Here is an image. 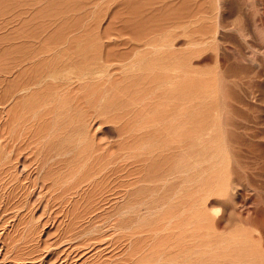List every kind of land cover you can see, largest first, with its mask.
<instances>
[{
  "label": "rangeland",
  "instance_id": "374dc122",
  "mask_svg": "<svg viewBox=\"0 0 264 264\" xmlns=\"http://www.w3.org/2000/svg\"><path fill=\"white\" fill-rule=\"evenodd\" d=\"M90 1L92 0H0V16H2L0 18V47L9 48L8 46L14 42L16 44L12 45L10 49L4 50L2 48L3 53H1L0 48V56H3L0 60L4 59V55L7 56L5 60L20 55L21 59L16 58L23 62L22 57L25 61L30 55L33 58L30 56L29 58L36 63L38 62L39 67L45 59V62L47 60L54 69L57 64L56 61L59 59L57 62L60 66H56L57 68L59 66V71L55 68L56 71L62 72L63 70L67 78H78L77 80L72 78L73 83L70 84H73V89L76 90L78 88L75 87H79V85L80 88H84L82 85L86 83L81 81L83 78L84 81H86L85 78H88L89 81L87 79L86 82H90L91 85V79L93 81L100 73H102L101 77L107 73L110 80L107 82V77L104 76L93 81L92 87L88 83V85L86 84L91 89L94 86L97 89V94L92 91L95 88L87 91L90 88L85 87V92L79 90V92H83L81 96L85 94L86 97L88 95L90 98L94 92V98L92 97L90 101L89 97H82L80 100L79 92H74L75 95L73 91L69 90L72 86L67 90L69 86L67 81H63V83L67 82L68 84H64L62 88L58 85L59 88L57 84L53 85L59 81H52L50 78L48 79L51 81L40 82L41 77L48 74L47 70L50 68L48 63L46 65L41 64L43 67L46 66L44 69L46 71L40 67L42 69L40 77L38 73L41 69L39 70V67L34 65L33 60L29 59L33 64L28 65V67L26 66L28 62L23 64L28 69L31 67L29 72L32 74L34 73L33 70H36L32 67L37 66L39 71L36 70L34 75L38 79L32 74L31 76L28 75V79L26 67V70H21L27 73H19V77L16 76L18 74H16V70L14 74H7L8 77L4 75V78L7 79L14 75L17 77L10 78L12 89L9 91L12 90L13 94L15 91L24 89L15 92L16 95L12 94L10 97L9 94L7 95L9 92L7 81L10 80L3 78L5 81L7 80L4 81V86L7 89L2 87L6 92V97L3 96L5 92L1 89L3 94L0 93V99L4 98L5 100L7 97L11 99H6L7 103H5L6 100H1L0 130L4 127L2 125H6V127L10 125V123L7 125L8 122L4 123L7 120L10 122L14 112H17L14 114L17 116H15L17 122L15 118H11L10 126L12 127H7L11 129L4 128L6 132L1 130L3 134L5 133L3 139L1 138L2 134H0L1 141L4 142L2 144L0 141V264H153L156 262V258H161V256L165 260L161 259V262L163 261L161 263L160 259H157V264H181L179 261L176 262L179 258L175 254L183 257L181 252L177 253L180 251L175 244L177 240L172 241L175 244L173 245L179 249L176 253L174 252L175 254L170 249L174 248V251L178 249L172 246L171 241L167 242V236H169V240H175L173 234H175L176 239L179 238L176 232L171 235V229L176 228H172L175 224L169 222L183 218H177L178 220L174 218L175 220H173L172 217V221L169 219L171 214L174 216L175 213V217L178 215L176 212L179 211L177 205L180 202L181 194V200L185 201L186 199L183 197L186 196L185 193H181L180 196H177L178 200L176 199L174 195L176 194V179L170 180L173 177L171 175L172 169L174 170L176 164V155H174L176 150H174L175 148L171 149L175 144L172 142L174 136L170 132L171 129L172 132L174 131L175 122L187 109L190 110L191 108L192 112H197L196 108L197 110H205L207 107L209 109L206 111L220 110V115L223 116L219 115V118L222 117L223 120L218 118L217 122L222 120L218 123L221 125L223 122L221 126L223 128L225 125L224 128H226V133L221 138L223 139L222 143L226 146L227 160L223 170H220L222 167L210 168L205 173V177L208 179H206L205 184H200L199 181L195 180L196 182L194 181L191 186L192 191L188 194L192 198L189 199L187 195L188 200H186H190V204L195 203V211L198 212L195 213L199 214L200 212V215L208 217L210 221H208L209 230L214 232L213 234H222L218 236L222 239H225L224 237L229 239L230 245L234 241L239 242V244L234 242L236 248H233L235 246H230L227 241L225 242L226 239L224 240L228 248L229 246L233 248V251L232 248L226 250L235 256L230 254V258L231 256L234 257L231 264H238L239 262L240 264L243 262L249 264V256L253 255L254 252L255 254L257 251L264 253V0H94L92 6ZM16 13L21 14L19 17L17 15L20 20L16 18ZM11 15L15 16L14 19L17 20L11 18ZM4 17L6 20L9 18L8 21H3ZM10 20L12 23L13 20L16 21L15 23L21 22V20L22 22L15 24V26L14 23H9L11 24L9 26ZM226 29L228 30L225 31ZM229 29H233L235 32L241 30L245 35L240 32L243 36H239L240 33H233L232 30L230 32ZM223 31L224 34L221 33ZM243 37H246L247 41ZM19 38L26 39L23 41L24 44H22L23 39L20 40ZM27 38L29 41L33 39L30 43H35V46L29 44ZM34 40L43 43L44 47ZM6 41L10 42L4 45ZM47 41L50 42L49 46H47ZM8 43L11 44L8 45ZM38 43L41 45L38 46ZM37 46H41L40 53L41 48H43L42 53L44 54L42 56L37 52ZM45 48L49 50L47 55ZM31 49L35 50L31 51ZM103 50L108 53L103 54L105 53ZM22 52H27V55L24 53L26 58ZM100 54H102L101 60H99ZM107 54H110L113 59L106 60ZM113 54L115 58L124 56L126 59L124 57V59L116 58L119 62H115L116 59L112 56ZM39 57L44 58L41 61ZM14 58L11 60L16 62V58ZM36 59H39L41 63ZM104 59L107 63L104 62ZM5 60L0 61L2 69L10 67L13 63L11 60H8L9 62ZM108 61L113 63L110 65ZM7 63H9L8 66ZM63 65L66 68H62ZM67 67L75 68L68 69ZM90 68L93 70L87 71ZM74 69L75 72L73 73ZM98 69L100 71L103 69V72L99 73ZM51 71L53 72V70ZM80 71L85 73L83 77V73ZM223 71L222 74L224 75L221 74ZM78 72L81 73V76L79 75L81 80L78 77ZM86 72H89L88 76ZM68 73L75 74V77ZM219 73L222 77L225 76L223 78L226 80L220 81ZM20 74L24 75L20 76ZM33 76L34 78H31ZM110 76L114 79L113 83ZM21 77H24L23 80L25 78L27 80H24L25 82L22 80L23 83L18 81V78H20L19 80L22 79ZM31 80L33 83H30ZM78 80L84 84L78 85ZM75 81L78 83L74 84ZM185 81L187 83H184ZM95 82L98 83L99 90L102 87L100 91ZM188 82L191 89H188ZM16 83H22L24 87L19 84L22 87L20 89L17 84L19 89L14 86L16 89L14 91L12 85H16ZM25 83H30L31 85H29L34 88L33 91H35L36 86L37 88L40 87L36 89L38 92L42 89V92L32 94L30 86H28L31 89L30 92L29 88L28 91L25 90ZM39 83H43L41 86H46L47 91L41 88ZM99 83L105 84L106 88H103L104 85ZM182 83L188 87L185 86V89L177 90L179 85H183ZM48 86L51 87L49 91L55 88L52 90L55 95L54 93L52 95L56 99L51 96V92L47 93ZM157 88H159L158 91ZM64 89L70 93L61 91ZM57 90L61 91V96L58 94L59 92H55ZM182 90L183 92L187 90V92L182 93ZM43 91L48 94L44 92L47 95L43 96L44 98L41 97L44 95L41 94ZM62 92L64 93L62 94ZM88 92L91 94H87ZM153 92L155 94H151ZM65 93L68 97H64ZM103 93L104 97H102ZM69 94L71 95L69 96ZM72 95L75 100H77L75 96L79 98L77 107H73L76 101ZM45 97H47V101ZM40 98L46 101V106H43L45 103H41ZM63 98L67 102L71 100L68 102V106L65 105L68 104L66 102H64L65 106L63 101L58 102V99L63 100ZM38 99L45 108L44 110L37 101ZM48 99H55V101H51L50 104ZM88 99L90 102L87 101ZM81 101H85V103H81ZM22 102H29V104H22ZM31 103L33 104L32 107ZM53 103L56 106H62V108H58V106L59 110H57ZM71 103L73 108H71ZM18 105L24 107L27 105L25 109L28 107L30 109L24 110ZM116 105L119 108L124 106L123 111L128 110V113L132 109L129 114L133 116L128 115V117L126 111L125 117V114H121L124 112L119 111L121 108L117 107L119 110H116ZM37 106H41L42 109ZM47 106L55 108V110L51 108L53 113L46 115L47 113L44 111L48 108ZM51 109L49 107L46 112H50ZM61 109L64 113L60 112V114L58 112ZM98 111L99 116L97 115ZM180 111L183 113L180 114ZM188 112L192 113L191 110ZM194 112L192 114L195 117L196 113ZM52 114L54 118L50 116ZM10 115L11 117H9ZM56 115L58 116L55 117ZM118 115L120 116L117 117ZM12 120L15 122L13 121V123ZM180 120L178 121L180 122ZM195 120L197 121V119ZM196 123L198 124V122ZM26 125L28 128L25 130ZM23 129L24 135L20 136L23 134L21 132ZM234 129L237 131L236 135ZM231 130H234V135H232ZM9 131L15 132V135L11 134L13 136L17 134L18 139L23 141L28 137L25 139L27 142L20 140L19 142L21 145L32 143V145L28 144L30 146L28 151L30 152L32 147L35 150L32 149L33 151L31 150L30 153H35L38 149L42 150L44 144L47 145H45V149L46 147L51 149L47 148L50 153L54 151L55 154L63 152L54 157L55 162L59 161L58 164L57 162L56 165L52 164L55 165V167L52 166L55 169H59L61 164V170L56 169L55 174H53L55 177L52 175L57 183L55 186L49 185L42 189L37 185L34 186L35 188L30 187V185H26V181L22 180L23 175L19 172L20 164L17 161H12L13 164L9 162L8 167L5 166L2 155L11 154L14 150L11 148L17 146L18 141L16 139L15 144L14 137L10 141V136H6L7 133H10ZM169 133L173 138L170 139ZM32 135L38 137L36 141L41 140L40 143L36 142ZM7 137L9 138L7 139ZM29 137L34 140H30ZM4 139L7 140V144L3 141ZM28 140L32 142H28ZM34 141L38 145L33 144ZM10 142L15 145L11 146ZM19 142L18 145L21 146ZM8 144H10L9 149L12 150L10 153L7 149ZM42 146L43 148H40ZM45 149L41 152L48 151L46 149L47 151L44 152ZM40 150L38 151L40 152ZM28 151L26 148L25 153ZM92 153L99 157V161L93 162V164L96 162L97 165L91 164L90 166L86 158H89ZM52 154L54 155V153ZM86 155L88 156L86 157ZM116 157L121 158L111 161L112 158ZM57 165L59 166L57 167ZM122 165L125 166L122 167ZM91 167H94L95 170H102L98 171L101 177L95 172L97 174L94 173V175L97 177H93L92 181L90 174L93 176L92 173L95 170L93 171L94 168ZM35 168L37 166L30 169L32 174L35 173L33 178L37 174ZM57 170L59 171L58 175L56 174ZM218 178L222 180H220L221 183L218 182ZM88 179L94 183L91 184ZM19 181L29 189L26 186L23 187ZM202 185L203 188H201ZM126 199L133 201V203L139 199L141 201L143 199L148 200L147 202L159 200L160 203L165 204L164 207L158 202L153 203L155 206L151 202H149L151 205L149 203L146 205V201L143 200V204L139 200L140 203H135L136 206L141 203L144 206L133 209L132 211L135 213L141 212H138L140 216H134L135 213L130 211L131 208L129 207L135 205L127 201L130 204L128 207L126 202L124 203ZM173 199L175 201H172ZM191 199L194 202L191 203ZM106 202L107 204L104 205ZM92 204L96 208L95 211H93ZM99 204L100 207H103L99 208ZM173 204H177L176 207ZM120 205L123 206L120 207ZM145 206L148 208L151 206L150 209L153 208L154 210L147 209ZM160 206L163 208L161 209ZM155 207L156 210L159 209V213ZM142 209L144 210L142 211ZM123 210H126L128 214L120 213ZM111 211H116L117 214L114 213V216L112 215L107 219L106 217ZM86 212H89V215ZM155 212L160 215L168 214L166 219L169 220V224ZM186 213L189 214L190 212ZM154 214L158 217L156 218ZM94 216L97 218L96 220ZM91 218L95 223L91 221ZM158 218L162 219L158 220L160 225L157 221ZM154 220L157 222L156 224ZM160 221H164V226ZM90 223L91 225L93 223L91 227L93 234L89 233L91 230L89 229ZM181 223L182 221L179 224L183 226L186 221ZM119 224L122 228H119ZM150 224L152 225L150 226ZM165 224L166 227L172 226L165 229ZM156 225L160 228H157ZM176 225L178 224L176 223ZM184 227L186 226L184 225ZM201 235L203 236V232ZM163 238L166 241L162 240ZM169 243L172 247H168ZM164 249L167 251L169 249L172 252L165 253L166 250ZM160 252L167 256H163V253ZM247 257L249 260L246 259Z\"/></svg>",
  "mask_w": 264,
  "mask_h": 264
},
{
  "label": "bare ground",
  "instance_id": "6f19581e",
  "mask_svg": "<svg viewBox=\"0 0 264 264\" xmlns=\"http://www.w3.org/2000/svg\"><path fill=\"white\" fill-rule=\"evenodd\" d=\"M90 2H92V3H90V5H91V4L94 3V0H92V1H90ZM91 6H92V5H91ZM12 14H13V13H12ZM18 14H19V13H16V15H15L17 19H19L18 17L21 15V14H20V15H18ZM6 15H7V14H6ZM6 15H5V16H6ZM17 15H18V17H17ZM15 16H12V15H11L10 17H11V18L13 17V19H14ZM1 17H2V16H0V18H1ZM21 17H22V16H21ZM4 18H5L4 20L2 19L3 21H8V19H9L8 17H7V18H8L7 20H6V17H4ZM11 18H10V19H11ZM16 18H15L14 20H17ZM11 20H12V19H11ZM11 20H10V21H11ZM14 20H13V23H14V24L12 23V21H11V22L9 21V22H8V25L10 26L11 24H9V23H12V24L15 26V24L21 23L23 19L21 20V22L18 21V23H15L16 21L14 22ZM19 20H20V19H19ZM6 24H7V23H6ZM13 25H12V26H13ZM16 26H17V25H16ZM5 27H7V26H5ZM7 28H8V27H7ZM223 29H224V28H223ZM223 29H222V30H223ZM233 29H234V28H233ZM233 29H229L230 32H231V30L234 31ZM222 30H221V31H222ZM227 30H228V29H226L225 31H227ZM238 31H239V29H238ZM228 32H229V31H228ZM230 32H229V34H230ZM236 32H237V31H236ZM236 32L234 31L233 33H236ZM240 32H241V30H240L239 32H237V33H240ZM242 32H243V31H242ZM242 32H241V33H242ZM221 33L224 34L225 32L223 31V32H221ZM226 33H227V32H226ZM233 33H232V34H233ZM241 33H240L239 36H243V35H245V34H243V33H242L243 35H241ZM236 35L238 36V34H236ZM25 37H27V36H25ZM239 38H240V37H239ZM243 38H245V41H247V40H246V37H243ZM243 38H242V39H243ZM19 39H20V38H19ZM21 39H23V38H21ZM21 39H20V40H21ZM28 39H29V38H27V40H28ZM42 39H44V38H42ZM25 40H26V39H23L22 42L25 41ZM31 40H33V39H31ZM31 40H30V41H31ZM38 40H39V39H38ZM40 40H41V39H40ZM40 40H39V41H40ZM30 41L28 40V43H29V44H33V45L35 46V43H33V42L30 43ZM34 41H35V40H34ZM39 41H37V42H39ZM7 42H10V41H6V44H4V45H7ZM12 42H14V41H12ZM35 42H36V41H35ZM37 42H36V43H37ZM43 42L45 43L44 40H43ZM4 43H5V42H4ZM18 43H19V42H18ZM25 43H26V42H25ZM28 43H26V44H28ZM39 43H41V42H39ZM39 43H38V46L42 44L41 46L44 47L43 43H41V44H39ZM49 43H50V42H49ZM49 43H48V41H47V44H48L47 46L50 45ZM9 44H11V43H8V45H9ZM14 44H15V42H14L12 45L14 46ZM22 44H24V42H23ZM22 44L20 43L21 46H23ZM12 45L8 46L9 48H7V47H6V48H7V49H10V47H11ZM15 45H16V44H15ZM33 45H30V46L33 47ZM38 46H37L38 49L35 48L36 50H38L37 52H39V49H40V47H41V46H40V47H38ZM0 48H1V51H2V52L0 51L1 53H3V51L6 49L5 46H1ZM2 48H4V50H2ZM11 48H12V47H11ZM29 48H30V47H29ZM32 49H33V48H32ZM32 49H31V51H34V50H35V49H34V50H32ZM41 49L43 50V48H41ZM45 49H46V48H45ZM29 50H30V49H29ZM29 50H28V53L30 52ZM42 50H41V53L39 52V55L41 54V56H42V54H44V53H42ZM6 51H7V50H6ZM6 51H5V52H6ZM47 51H49V50L46 49V53H45L46 55H47ZM103 51H104V50H103ZM58 52H59V51H58ZM104 52H105V53H103V54H106L107 51H104ZM22 53H23V56H24V57H25V55H27V54H26L27 52H26V53H25V52H22ZM24 53H25V55H24ZM31 53L36 54V52H31ZM107 53H108V52H107ZM34 54H33V56H34ZM37 54H38V53H37ZM37 54H36V55H37ZM110 54H111V53H110ZM110 54H109V55H108V54L106 55V57L108 56V57L106 58V60H109V61H110V59H113V58L111 57ZM21 55H22V54H21ZM31 55H32V54H31ZM46 55H45V56H46ZM101 55H102V54H100V58H99V60H101ZM1 56H2V55H1ZM1 56H0V58H1ZM19 56H20V55H19ZM19 56H12V58H13V57L16 58V57H19ZM29 56H30V55H29ZM29 56H28L27 59H25V61H24V58L22 57V61H23V62L18 61V60L21 59V57H19L20 59H19V58H16V59L14 58L15 61H16V62H14V60H11L12 58H11V59L8 58L7 60H5V58H6L7 56L5 57V55H4V59H1L2 61H3V60H5V61H8V60L10 61V60H11V62L13 61V63H15V64L12 63V64H13V66H12V64L10 63L11 66L8 67V68H11V67H12L11 69H8L7 67H5V69H2V68L0 67V93H1L2 90H3L2 87L4 86V81H5L4 79L6 78V77L4 78V75L7 76V74H12V73L14 74V73H15V70H16V71H17L16 74L18 73L16 76L19 77V73H22L26 66L28 67V65H31V64L34 63V65L36 64V65L39 67V65L37 64L38 62H37V63L34 62L33 59H30V58H33V57L30 56V58H29ZM45 56H44V57H45ZM104 56H105V55H104ZM112 56L115 58V55H114V54H113ZM26 57H27V56H26ZM26 57H25V58H26ZM35 57H38V56H35ZM35 57H34V58H35ZM44 57H43V58H44ZM123 57H124V56H123ZM123 57H121V58H122V59H124V58L126 59V57H124V58H123ZM2 58H3V56H2ZM43 58H42V57H41V58L39 57L40 60H41V59L43 60ZM46 58H47V57H46ZM104 58H105V57H104ZM116 58H120V57H116ZM116 58H115V59H116ZM121 58H120V59H121ZM17 59H18V60H17ZM29 59H30L31 61L33 60V61H32L33 63H32ZM39 59H38V60L36 59V60L39 61ZM1 60H0V61H1ZM42 60H41V61H42ZM58 60H59V59H58ZM58 60H57V61H58ZM102 60H103V57H102ZM5 61H4V63H5ZM9 61H8V62H9ZM29 61H30L31 63H30ZM57 61H56L57 64L54 62V63L56 64V66L59 65ZM63 61H64V60H63ZM109 61H108V64L110 63ZM112 61H113V60H112ZM112 61H111V63H113ZM26 62H28L29 64L27 63V65L24 67V65H25L24 63H26ZM39 62H40V61H39ZM59 62H61V61H59ZM104 62H106L105 59H104ZM115 62H119V61L116 59ZM120 62H122V61L120 60ZM123 62H124V61H123ZM40 63H41V62H40ZM43 63L46 65V63H48V62H47V60H46V62H45V59H44V61H42L41 64H43ZM106 63H107V62H106ZM111 63H110V65H111ZM8 64H9V63H7L6 65L8 66ZM23 64H24V65H23ZM41 64H40V67L42 68L43 66H41ZM51 64H53V63H51ZM62 64H63V63H62ZM34 65H32V66H34ZM47 65H49V63H48ZM37 66H36V67H32V68H33V69L36 68V70H37ZM51 66H52V65H51ZM51 66L49 65L48 67H50L51 70H53V72H52V71L50 70V68H49V70L51 71V73H49V72H50L49 70H47L48 74L45 75V74L43 73L44 76L41 77L40 82H43V81H46V80H47V81H51V80H52V81H53V80H54V81H59V82H57V83H56V82H55V83L52 82V83H54L53 85H56V84H57V86H58V85L61 86V88H62V86H63L64 84L67 85V84H68L67 82H69V86H68V88H67V90H68L69 87L73 85V84L70 85L71 83H73V82H72V78H73V77H72V78H71V77H69V78L65 77V75H64L65 73H63V70H62V72H58V71H59V66H60V65L58 66V68L55 66V68H57L58 71H56L55 68L53 69V67H51ZM22 67H23V68H22ZM27 67H26V68H27ZM29 67H30V66H29ZM40 67L38 68L39 70L41 69ZM48 67H47V68H48ZM63 67L66 68L65 65H63L62 68H63ZM45 68H46V66L43 67V71H46V70H44ZM67 68L69 69V68H75V67H67ZM21 69H23V70H21ZM27 69H28V68H27ZM29 69L31 70V67H30ZM29 69L27 70V71H28L27 77H28L29 74H30L29 76H31V74H32V73L29 72ZM33 69H32V70H33ZM25 70H26V69H25ZM36 70H33V72L35 73ZM39 70H37V71H39ZM70 70H72V69H70ZM92 70H93V69L90 68V69H88L87 71H90V72H91ZM98 70H99V69H98ZM102 70H103V69H102ZM102 70H101V71L99 70V73H100V72H103ZM54 71H55V72H54ZM94 71L96 72L95 69H94ZM24 72H26V71H24ZM24 72H23V73H24ZM31 72H32V71H31ZM41 72H42V69H41L40 73L37 72V73H38V76H39V75H42ZM47 72H46V73H47ZM65 72H67V71H65ZM70 72H71V71H70ZM74 72H75V69L73 70V73H74ZM80 72L83 73L82 71H80ZM95 72H92V73L95 74ZM107 72H108V71H107ZM26 73H27V72H26ZM26 73H24V74H26ZM34 73H33L32 75H34ZM76 73H77V72H76ZM81 73L78 72V77L80 78V80L82 79V78L80 77V76H81ZM86 73H87V72H86ZM88 73H89V72H88ZM88 73H87V76H88ZM105 73H106V71H105ZM222 73H224V71L221 72V74H222ZM226 73H227V71H226ZM24 74H23V75H24ZM35 74H36V73H35ZM68 74L71 75L72 73H71V74L68 73ZM84 74H85V73L82 74V77H83ZM94 74H93V75H94ZM96 74H97V73H96ZM101 74H102V73H100V75H101ZM108 74H109V73H108ZM221 74L219 73V75L221 76V80H220V81H222V79H223V80H226V78H225V79L223 78V77H225V76L222 77V75H224V74H222V75H221ZM1 75H2L3 77H2ZM21 75H22V74H20V76H21ZM23 75H22V76H23ZM69 75H68V76H69ZM79 75H80V76H79ZM89 75H90V74H89ZM100 75H99V76L97 75V76H98V77H101ZM103 75H104V74H103ZM103 75H102V76H103ZM110 75H112V74H110ZM14 76H15V75H14ZM14 76H13V77H14ZM16 76H15V77H16ZM25 76H26V75H25ZM25 76H24V77H25ZM34 76H35V75H34ZM34 76L31 77V78H34ZM66 76H67V75H66ZM72 76L75 77V74H72ZM85 76H86V75H85ZM95 76H96V75H95ZM104 76L107 77V73H106V75H104ZM104 76H103V77H104ZM108 76H109V75H108ZM220 76H219V78H220ZM7 77H8V76H7ZM9 77H10V76H9ZM13 77H10V78H13ZM24 77H21V78H22L21 80H19L20 78H18V81H21V82L23 83L24 80H25V81L27 80V78H25V79L23 80ZM39 77H40V76H39ZM76 77H77V75H76ZM92 77H93V76H92ZM98 77H95V78L93 77V78L95 79V80H93V81H96V79L99 80ZM103 77H101V78H103ZM3 78H4V79H3ZM10 78H8L10 81H7L8 79L6 78V79H7L6 81L9 83V84H8V87H9V88L7 89V87L4 86L8 91H9L10 89H12V87H11V85H10V84H11V79H10ZM16 78H17V77H16ZM35 78L38 79L37 76H35ZM48 78H50L51 80H49ZM70 78H71V79H70ZM90 78H91V77H90ZM110 78H111V76H110ZM28 79H29V77H28ZM73 79L77 80L78 78H77V79H76V78H73ZM87 79H88V78H85L86 81H87ZM180 79H181V78H180ZM22 80H23V81H22ZM80 80H78V82H79ZM106 80H107V82H108L109 78L107 77ZM112 80H113V81H112ZM6 81H5V82H6ZM18 81H17V82H18ZM25 81H24V82H25ZM28 81H29V80H28ZM33 81H34V80H33ZM63 81H67V82L63 83ZM81 81H83V82L86 83V84L88 83V84L90 85V82H86V81H84V78H83ZM88 81H89V79H88ZM93 81H92V79H91V82H92L91 85H94V82H93ZM109 81H110V80H109ZM111 81H112V83H113V82H114V79L111 78ZM13 82H14V81H13ZM13 82H12V83H13ZM31 82H32V80L30 81V83H31ZM34 82H35V81H34ZM78 82L75 81L74 84H77ZM83 82H79L78 85H79L80 83H81V84H84ZM97 82H99V81H97ZM97 82H95V84L98 85ZM222 82H223V81H222ZM22 83H21V84H20V83H16V85L13 84L12 86H13V88H14V86H16V89H19V88L17 87V84H18V85L20 84L21 86L23 85V87H24V84H22ZM30 83H29V84H30ZM32 83H33V82H32ZM37 83H38V82H37ZM58 83H59V84H58ZM184 83H187V82L185 81ZM5 84H6V83H5ZM25 84H26V83H25ZM27 84H28V83H27ZM27 84L25 85V90H27V89L29 88L28 90H29V92H30V90H31L30 87L32 88V86H30L31 84H30V85H29V84L27 85ZM34 84H36V83H34ZM39 84H40V83H39ZM42 84H43V83H41L40 86H41ZM86 84H84L85 86L82 85V87H84V88H85V87L90 88L91 85H90V86H86ZM88 84H87V85H88ZM99 84H100V83H99ZM182 84H183V83H182ZM191 84H192V83H191ZM6 85H7V84H6ZM20 85H19V87H20ZM49 85H50V84H49ZM100 85H104L103 88L105 87V84H100ZM188 85H189V87H188ZM188 85H184V84H183V85H179L178 87H181V88H178V87H177V90L182 89V88L185 89V86H187L188 89H189V88L191 87L190 84H189V82H188ZM26 86H27V87H26ZM28 86H30V87H28ZM59 86H58V87H59ZM74 86H76V85H74ZM192 86H193V85H192ZM54 87H55V86H54ZM58 87H57V88H58ZM80 87H81L80 85H79V87L76 86L75 88H78V90H76V89H73L74 87L72 86V88H71V87H70V88L73 89V90H71V89H69V90H70V91H73V93H74V92L78 93L79 90L85 92V91H84V88L82 89V88H80ZM91 87H92V86H91ZM97 87H98V90H99V85H98ZM159 87H160V86H159ZM21 88H22V87H20V89H21ZM36 88H37V86H36ZM36 88H35V91H33L34 88H32V90H31V92H33L32 94H34L35 92H38L37 89L40 88V87H38L37 89H36ZM41 88H44V89L46 90L47 87L43 85V87L41 86ZM50 88H51V87L48 86V92H47V93L51 92V96H53L52 94H53L54 92L52 93V90H54L55 88H53L51 91H49ZM57 88H56V89H57ZM59 88H60V87H59ZM59 88H58V89H59ZM65 88H66V87H65ZM94 88H95V87L93 86L92 89H94ZM101 88H102V87H100V90H101ZM105 88H106V87H105ZM1 89H2V90H1ZM16 89L14 88L13 90L15 91ZM22 89H24V88H22ZM22 89H21L20 91H22ZM85 89H86V88H85ZM92 89H91V88H90V89H87V91H90V90H92ZM158 89H159V88H157L156 90L158 91ZM190 89H191V88H190ZM7 90H6V91H7ZM28 90H27V91H28ZM36 90H37V91H36ZM59 90H60V89H59ZM59 90H57V91H55V92H59ZM67 90L64 89V90H61V91H65V92H66ZM74 90H76V91H74ZM100 90H99V91H100ZM3 91L5 92V90H3ZM14 91H13V92H14ZM18 91H19V90H18ZM18 91H17V92H18ZM20 91H19V92H20ZM23 91H24V90H23ZM39 91L42 92V89L39 90ZM46 91H47V90H46ZM61 91H60V92H61ZM70 91H69V92H66V93H70ZM92 91H94V92L97 94V89H96V88H95L94 90H92ZM92 91H91V93H92ZM108 91H110V90H108ZM154 91H155V90H154ZM157 91H156V92H157ZM15 92H16V91H15ZM15 92H14V94L16 95L17 92H16V93H15ZM40 92H38V93L40 94ZM44 92H45V91H43V93H41V94H44V95L41 96L42 98H44L43 96H47V95H48L46 92H45V93H46L47 95H46ZM60 92L58 93L59 95H60ZM83 92H82V93H83ZM94 92H93V94H91L90 92H88L87 94H91V95L94 96ZM184 92H187V90H185ZM184 92H183V90H182V93H184ZM23 93H24V92H23ZM27 93H28V92H27ZM63 93H64V92H62V94H63ZM66 93L64 94V95H65L64 97H68V95L66 96ZM71 93H72V92H71ZM73 93H72V94H73ZM76 93H74V94L76 95ZM82 93L79 92V94H80V96H79V97H80V100H82V97H85V98L89 97L87 94H86L87 97L85 96V94H84L83 96H81ZM105 93H106V95H107V92H105ZM109 93H110V92H109ZM2 94H3V92H2ZM5 94H6V92L3 94V96L6 97ZM8 94H9V96L12 95V94H13V93H12V90L9 91V92H7V95H8ZM14 94H13V95H14ZM20 94H21V93H20ZM79 94H77V95H79ZM151 94H155V93L153 92V93H151ZM180 94H181V91H180ZM0 95H1V94H0ZM15 95H14V96H15ZM21 95H23V94H21ZM26 95H27V94H26ZM54 95H55V93H54ZM70 95H71V94H69V96H70ZM49 96H50V95H49ZM49 96H48V98H49ZM60 96H61V95H60ZM93 96H92V97H93ZM152 96H153V95H152ZM10 97H11V96H10ZM10 97H9V98L7 97L6 99H7V100H8V99L10 100V99H11ZM12 97H13V96H12ZM24 97H25V95H24ZM26 97H27V96H26ZM62 97H63V95H62ZM92 97H91V98H92ZM102 97H104V93H103ZM102 97H101V98H102ZM106 97H108V96H106ZM106 97H105V98H106ZM1 98H2V97H1ZM45 98H46V101H47V97H45ZM50 98L52 99V97H50ZM53 98L56 99V97H54V96H53ZM72 98H73V95H72ZM75 98H77V100H75V99L73 98V99L76 101V103H75V105H74L73 107H75V106L77 107V106H78L77 103H78L79 98L76 97V96H75ZM85 98H83V99L85 100ZM89 98H90V97H89ZM91 98H90V101L92 100ZM93 98H94V97H93ZM105 98H104V99H105ZM2 99H3V100H2ZM2 99H0V101H1V100H2V101H5V100H6V99L4 100V98H2ZM40 99H41V98H40ZM40 99L37 100L39 103H40V101H39ZM51 99H50V100L48 99L50 104H51V101H55V99H54V100H51ZM64 99H65V98H63V100H61V99L59 100V99H58V102H59V101H61V102L63 101V105L65 104L64 102H66V103L71 102V100H69L68 98H67V99L69 100L68 102H67V100L64 101ZM70 99H71V98H70ZM102 99H103V98H102ZM102 99H101V100H102ZM7 100L5 101V103H7ZM41 100H42L41 103H43V102L45 103V102H46V101H43L44 99H41ZM2 101H1V103H0V104H1L0 106H2ZM75 101H74V102H75ZM85 101H86V100H85ZM85 101H81V103H82V102L85 103ZM87 101H89V99H88ZM90 101H89V102H90ZM74 102H73V104H74ZM89 102H87V103H89ZM5 103L3 102V105H4ZM27 103L29 104V102H26V103H23V102H22V104H27ZM36 103H37V102H36ZM36 103H35V104H36ZM41 103H40V104H41ZM59 103H60V102H59ZM59 103H58V104H59ZM205 103H206V102H205ZM37 104H38V103H37ZM37 104H36V105H37ZM40 104H39V105H40ZM58 104H57V105H58ZM61 104H62V103H61ZM73 104L71 103V108H73V107H72ZM187 104H189V103H187ZM202 104H204V103H202ZM32 105H33V104L31 103V107H32ZM46 105H47L46 103H45V105L43 104V106H46ZM53 105L56 107L57 110H59L58 108H60V107L62 108V106H60V105H58L59 107L56 106L55 103H53ZM53 105H52V106H53ZM65 105L68 106L69 103H68V104H65ZM65 105H64V106H65ZM117 105H118V104H117ZM117 105H116V107H115L117 111H118L120 108H121V109H122V108H125L124 106L119 108V106H117ZM204 105H205V104H204ZM19 106H20V108H23L24 110H26V109H30L29 107L25 109V107H26L27 105H26L25 107L22 106V105H18V107H19ZM41 106H42V104H41ZM41 106H39V107L41 108ZM43 106H42V107H43ZM54 106H53V107H54ZM64 106H63V107H64ZM205 106H206V105H205ZM37 107H38V106H37ZM39 107H38V108H39ZM47 107H48V106H47ZM49 107H50V109L53 108V107H51V106H49ZM49 107H48V108H49ZM57 107H58V108H57ZM117 107H118L119 109H118ZM126 107L128 108V106H126ZM202 107L204 108L203 105H202ZM202 107H201V108H202ZM48 108H46V111L48 110ZM65 108H66V107H65ZM127 108H126V109H127ZM182 108H184V107H182ZM23 109H22V110H23ZM41 109H42V108H41ZM44 109H45V108L43 107V110H44ZM96 109L98 110V108H96ZM96 109H95V111H96ZM121 109H120L119 111H122V112H124V113H121V112H119V113H121V114H125L126 111H127L126 113H128V110H124V111H123V109H122V110H121ZM185 109H186V107H185ZM207 109H209V108L207 107L205 110H200V109H199V110H200V111H199V110H197V108H196V111H197V112H194V111H193L194 113H196V114H195V115H196L195 117H194V114H192L193 112H192V109H191V108H190V110H191L192 113H189V112H188V111H190L189 109H187L188 111L186 110L185 113H183L184 109H182L183 111H182V112L180 111V114H182V113H183V114H182L181 117H179V119H181L180 122L178 121L179 119L176 121V120H175V117H174V122L176 121V122H175L176 124L173 123V124H175V126H174V128H173L174 131L172 132V129H171V132H170V133H172L171 135H173L174 138H173V136H172V137L170 136V133H169V136H170V139L173 138L174 141H172V142L176 144V145L173 144V147L171 148V149H174V148H175L174 150H176V151H175L176 153L173 152L174 155H176V159H175V160H176V164H175L174 170L172 169V172H173V173H172L171 175H172L173 177H172V179H170V178H169V179H170V180H173V178L176 179V182H175L176 194H174V195L176 196V199H177V196H178V195L180 196L181 193H185L186 196H183V197H185V198L187 199V195H188L189 193H191V191H192V190H191V186H192V184H193V182H194L195 180H196V181H199L200 184H201V183H204V184H205V183H206V179H207V178L205 177V176H206L205 173H207V171H209L210 168H212V169H217V167H218V168H219V167H222V169H220V170H223L224 167H225V163H226V160H227L226 153H225V147H226V146L222 143V142H223V139H222V138H223L224 134L226 133V128H224L225 125H223V128H222L221 125H222L223 122L221 123V125L218 123L220 120L217 122V119L219 118V115H220V112H219L220 110H219V111L217 110V111H218V112H217V111H215L214 109H213V110L211 109V111H212V112H211L210 110L206 111ZM51 110H52V109H51ZM51 110H49L50 112H46V111H44V112L47 113L46 115L51 114V113H53V110H55V108H53L52 112H51ZM65 110H66V109H65ZM71 110H72V109H71ZM129 110H130V108H129ZM131 110H132V109H131ZM131 110H130L129 113H131ZM133 110H134V109H133ZM99 111H100V110H99ZM99 111H98V114L96 113L98 116L100 115V114H99ZM134 111H135V110H134ZM209 111H210V112H209ZM214 111H215V112H214ZM57 112H58V111H57ZM60 112L64 113V111H62V109H61L58 113H60ZM100 112H101V111H100ZM113 112H114V111H113ZM132 112H133V111H132ZM15 113H17V112L12 113V116H13V117H11V115H10L9 117H11V118H15V121L17 122V119H16L17 116H16V115H15L16 117L14 116ZM65 113H66V111H65ZM115 113H117V112H115ZM115 113H114V114H115ZM119 113H118V114H119ZM129 113L127 114V116H128V115H129V116L131 115V114H129ZM133 113H135V112H133ZM133 113H132V114H133ZM56 114H57V113H56ZM60 114H61V113H60ZM60 114H58V115H60ZM96 114H95V116H96ZM121 114H120V115H121ZM223 114H224V113H223ZM58 115H56L55 117H57ZM62 115H64V114H62ZM101 115H102V112H101ZM120 115H118L117 117H119ZM135 115H136V114H135ZM135 115H134V116H135ZM177 115H179V114H177ZM177 115H176V116H177ZM192 115H193V116H192ZM50 116H52V117L54 118L53 114L50 115ZM129 116H128V117H129ZM131 116H133V115H131ZM179 116H180V115H179ZM220 116H222V115H220ZM121 117H123V116L121 115ZM125 117H126V114H125ZM193 117H194V118H193ZM222 117H223V116H222ZM222 117H221V118H222ZM11 118H10V122H9V120L6 119L7 121H5L4 124H6V123L8 122L7 125H8L9 123H10V125H11ZM50 118H51V117H50ZM94 118H95V117H94ZM221 118H219V119H221ZM8 119H9V118H8ZM195 119H197V121H196ZM222 120H223V118H222ZM222 120H221V121H222ZM13 121H14V120H12V122H13ZM15 121H14V122H15ZM18 121H19V120H18ZM195 121L198 122V124H197ZM221 121H220V122H221ZM14 122H13V123H14ZM13 123H12V124H13ZM194 123L197 124V125L195 124L196 127L194 126ZM10 125L7 126V127H12V126H10ZM2 126H4V127H3V129H1V130H3L4 132H6V131L4 130V128H7L6 125H2ZM14 126H15V125H14ZM14 126H13V128H16V127H17V125H16V127H14ZM23 126H24V125H23ZM23 126H22V127H23ZM26 126H27V125H26ZM26 126H25V127H26ZM171 126H172V125H171ZM241 126H243V125H241ZM245 126H246V125H245ZM245 126H244V127H245ZM244 127H243V128H244ZM27 128H28V126H27L26 128H24V129L26 130ZM235 128H236V127H235ZM7 129H11V128H7ZM20 129H22V128L20 127ZM24 129L21 131L22 133L24 132ZM1 130H0V131H1ZM234 130H235V129H234ZM234 130H233V131H234ZM236 130H238V129L236 128ZM236 130H235V133L231 130V131H232V132H231L232 135H234V134L236 135V132H237ZM3 131L0 132V134H2V136L0 135L2 139H3V135L5 134V133L3 134ZM13 131H14V130H13ZM16 131H17V130L15 129V132H16ZM19 131H20V130H19ZM19 131H18V134H19ZM9 132H10V131H9ZM15 132H14V133H15ZM11 133H12L13 135H15L13 132L7 133L6 136H10V138L7 137V139L9 138V139H11L10 141H12V139L15 138V139L13 140L14 143H15V140L18 139V136H17V134H16V136H13ZM16 133H17V132H16ZM22 133H21V134H22ZM233 133H234V134H233ZM238 133H240V132L238 131ZM8 134H9V135H8ZM23 135H24V133H23L22 135H20V136H23ZM50 135H51V134H50ZM50 135H49V137H50ZM237 135H238V134H237ZM239 135H240V134H239ZM239 135H238V136H239ZM6 136H4V137H6ZM20 136H19V137H20ZM32 136H33L32 138L35 137L34 135H32ZM47 136H48V134L46 135V137H47ZM221 136H222V138H221ZM13 137H14V138H13ZM16 137H17V138H16ZM1 138H0V141H1ZM20 138H22V137H20ZM24 138H25V137H24ZM29 138H30V140H32L31 137H29ZM36 138L38 139V137H35V138H34L35 141H36ZM22 139H23V138H22ZM25 139H28V137L25 138ZM25 139H24V141L21 140V139H18L17 144L15 143L18 147H17V146H15V147L13 146V147L11 148V149L14 148L13 151H12L11 149H9V148H10V146H9L10 144H8L9 147H8L7 149H9V153H10L11 151H12V152H11V154H8V153H7V156L4 155V156H6V157H4V156L2 155V157H3L2 159L4 160V164H5V166H7V165H9L10 163H12V161H17L18 164H20V166H19V168H18V169H19V172L21 173V175H23V176H22L23 179H22V178H21V179L24 180V181H26V182H27L26 185L28 184V185H30V187H32V186L34 187V186L37 185V187L40 186L41 189H42V188L47 187V186H49V185H54V186H55V184H57V183L55 182V178L53 179L52 177L54 176L53 174H55L54 171H55L56 169H58V168H56V169H55V168H52V166H53L52 164H55L56 162H57V164H58L59 161H56V162H55L54 157H55V155H56V156H57V155H61V153H63V152L60 151L61 153L55 154V151H54V152L51 151L52 153H54V155H53L52 153L49 152V150H51L49 147H46V149L49 148V150L47 149L48 151L45 149V145H46V144H44V148H43V146L40 147V148L45 149L44 152H45V151H47V152L43 153V152H41V151H43V149H42V150L38 149V150H40V152L37 150V152L35 151V153H34V152H33V153H30L31 150L33 149V147L30 148V152L28 151V149H29L28 147H30L29 145H32V143H28L29 145L27 144V145H28V146H27L26 143L23 144V145H21V142H19V140H20V141H23V142H27V140H25ZM34 139H33V140H34ZM40 139H41V138H40ZM42 139H43V138H42ZM33 140H32V141H33ZM3 141H5V143L7 142V140H5V139H4ZM8 141H9V140H8ZM32 141H29V140H28V142H32ZM35 141L33 142V144L35 143ZM39 141H41V140H38V141H36V142H39ZM18 142L20 143L21 146L18 145ZM1 143H2V141H1ZM10 143H11V142H10ZM39 143H40V142H39ZM2 144H4V142H3ZM6 144H7V143H6ZM15 144L11 143V146H12V145H15ZM35 144H37V143H35ZM24 145H25L26 147H25ZM37 145H38V144H37ZM5 146H7V145H5ZM23 146H24V147H23ZM46 146H47V145H46ZM15 148H16V149H15ZM23 148H25V149H23ZM26 148H27L28 153H25V152H26ZM51 148H52V147H51ZM53 148H55V147H53ZM75 149H76V148H75ZM10 150H11V151H10ZM33 150H35V148H34ZM33 150H32V151H33ZM73 151H74V150H73ZM73 151H72V152H73ZM172 151H173V150H172ZM58 152H59V151H58ZM88 155H89V154H88ZM88 155H86V157H87ZM90 155H91V154H90ZM92 155H93V153H92ZM92 155H91L89 158H88V157L86 158V157L84 156V159L86 158V160H88V163L90 164V166H91V164H92V165L96 164V162L93 164L94 161H97V160L99 161V157H96V155H93V156H92ZM81 157H82V156H81ZM81 157H80V158H81ZM174 157H175V156H174ZM120 158H121V157H116V158H114V159L112 158L111 161H116V160H118V159H120ZM55 159H56V158H55ZM53 160H54V163H52ZM81 160H82V159H81ZM86 160H82V161H86ZM9 162H10V163H9ZM29 162H30L31 164H30ZM86 163H87V162H86ZM112 163H114V162H112ZM112 163H111V165H112ZM116 163H117V162H116ZM12 164H13V163H12ZM89 164H88V165H89ZM15 165H16V164H15ZM55 165H56V164H55ZM55 165H54L53 167H55ZM85 165H86V164H85ZM96 165H97V164H96ZM111 165H110V166H111ZM34 166H37V168H35V169L37 170V174H36L35 178H33V174H35V173L32 174V173H31L32 170H30L31 167H34ZM58 166H59V165H57V167H58ZM60 166H61V164H60ZM60 166H59V169H58V170H61V169H60V168H61ZM107 166H108V165H107ZM124 166H125V165H124ZM124 166L122 165V167H124ZM7 167H8V166H7ZM112 167H113V166H112ZM91 168H92V167H91ZM93 168H94V167H93ZM93 168H92V169H93ZM105 168H108V169H110V170L112 169V168H109V167H105ZM105 168H104V170H105ZM113 168H114V167H113ZM116 168H117V167H116ZM33 169H34V168H33ZM53 169H54V170H53ZM108 169H106V170H108ZM114 169H115V168H114ZM36 170H35V171H36ZM58 170L56 171V172H57V173H56L57 175H58V173H59ZM94 170H95V168L93 169V171H94ZM104 170H103V172H104ZM93 171L91 170V172H93ZM98 171H102V170H95V171L92 173L93 176H91V174L89 173V174H90V178H92V181H93V177L96 176V175H94V173H95V172L98 173ZM89 172H90V171H89ZM122 172H123V171H122ZM97 173H95V174H97ZM99 173H100V172H99ZM99 173H98V174H99ZM52 175H53V176H52ZM59 175H60V174H59ZM99 175H100V174H99ZM102 175H103V174H102ZM125 175H126V174H125ZM73 176H74V175H73ZM73 176H72V177H73ZM103 176H104V175H103ZM166 176H167V175H166ZM168 176H169V174H168ZM168 176H167V177H168ZM54 177H55V176H54ZM96 177H97V176H96ZM100 177H101V175H100ZM123 177H124V176H123ZM169 177H170V176H169ZM15 178H16L15 180H17V177H15ZM124 178H125V177H124ZM22 180H21V181H22ZM88 180H89V179H88ZM207 180H208V179H207ZM220 180H221V179L218 178V182H219V183H221V181H222V180H221V181H220ZM24 181H22V182H24ZM89 181H90V180H89ZM95 181H96V180H95ZM167 181H168V179H167ZM196 181H195V182H196ZM19 182H20V181H19ZM90 182H91V181H90ZM20 183H21V182H20ZM92 183H94V182H91V184H92ZM204 184H203V185H204ZM21 185H22V183H21ZM24 185H25V184H24ZM26 185H25V186H26ZM203 185L201 186V188H203ZM206 185H207V184H206ZM22 186H23V185H22ZM25 186H23V187H25ZM26 188H27V186H26ZM34 188H35V187H34ZM27 189H29V188H27ZM189 190H190V192H189ZM174 193H175V190H174ZM188 196H189V199L192 198L190 195H188ZM180 197L182 198V194H181ZM181 198H179V200H180L179 204H178V205L176 204V205L178 206V208H179V211H178V209H176V210L179 212V213L176 212L178 215L176 214L177 216L175 217V213H174V211H173V213H174L173 215H174V216H172V214H171V217L169 216V217H170L169 220L172 221V219H171L172 217H173V220H175L174 218H176V220H178L177 218H181V219L183 218L182 220H178V221H179V223H180V221H182V223H183V221H184V222L186 221V223H185L184 225H185L187 228L184 227V225L181 226V225L178 223V221H175V222H174V221H173V222H169V220L166 219V215H167V218H168V214H165V215H164V214H161V215L158 214V213H159V212H158L159 209L156 210V207H155V210L158 212V213L155 212L156 215H160V217L162 216L163 219L165 220V222H167V223H168V222H169L170 224H171V223H174L175 225H174L172 228L175 227V228L177 229L178 233H179V235H178L176 229H174L175 231H174L173 229H171V235H172L173 232H176L177 237H179V238L176 239L175 234H173V238H174L175 240H173V239L169 240V236H167V237H168V240H169V241L167 240V242H170V241H171L170 243H172V246H173V247H175L174 245L176 244V246H178L179 249H180V251H179V249H178L177 247H175V248H177L178 250L174 251V248L172 249V248H171L172 246H171V244L169 243L170 245H168V247L171 246V247H170V248H171L170 250H172L173 253H174V252L176 253L177 251H179V252H177V253H180V252H181L180 254L183 256V257H181V256H178L179 254L177 255V254L174 253L175 256H177V257L179 258L176 262L178 263V261H179V263H181V264H183V262H184V263L186 262V264H201V263H203V264H231V263H233V262H232V261H233L232 258H234L235 256L232 255V253L229 251L230 254H231L232 256H234V257L231 256V258H230V254H229L226 250L229 249V248H232V247H230V246H235V247H233V248H236V245H234V242H235V241L233 242V244L230 245V244L228 243V242H229V239L227 240L226 237L222 236V237H224V238L226 239V240H225V239H222L221 237L218 236V235H220V234H218V235H217V234H216V235L213 234L214 232H211V231L209 230L210 226H208V225H209V222H210V221L208 220V217H206L205 215H200V212H199V214H197L198 212L195 211V207H196V205H194L195 203H192V202H194V200L192 201V199H191V203H192V204H190V202H189L190 200L187 201L188 199L186 200V199L184 198L185 201H182L183 199L181 200ZM136 200H137V199H136ZM139 200L141 201V199H139ZM139 200L135 201V203L137 204V202H139ZM143 200H144V199H143ZM143 200H142V201H143ZM177 200H178V199H177ZM127 201H129L128 203H130V202L133 203V201H130V200L126 199V200L124 201V203L126 202V204L128 205V207L130 206V204H128ZM142 201H141V202H142ZM145 201H146V202H145ZM147 201H148V200H144V202L146 203V205H147V203L151 202V201H149V202H147ZM152 201H153V202H151L152 204H153L154 202H158V204L160 203L159 200H157V201L152 200ZM172 201H175V200L173 199ZM144 202H142V203L144 204ZM121 203H122V202H121ZM124 203H122V204H124ZM132 203H131V205H132ZM135 203H133V204L135 205L134 207L132 206L133 208H132V207H129V208H131V210L129 209L130 211H132L133 209L135 210V208H137V207L141 208L140 206H144V205H142V203H141V204H138V205L136 206ZM139 203H140V202H139ZM173 203H174V202H173ZM175 203H176V202H175ZM105 204H107V202L104 203V205H105ZM149 204H150V203H149ZM149 204H148V205H149ZM161 204H162V203H160L159 205H161ZM164 204H165V203H164ZM164 204H162L161 206H163ZM92 205H93V204H92ZM101 205H102V202H101ZM150 205H151V204H150ZM153 205L155 206V204H153ZM176 205L173 204V206H175V207H176ZM122 206H123V205H122ZM122 206L120 205V207H122ZM124 206H125V208H127L126 205H124ZM161 206H160V207H161ZM173 206H172V207H173ZM94 207H95V206L93 205V208H94ZM101 207H103V206H101ZM101 207H100V204H99V208H101ZM150 207H151V206H149V208L145 206V208H147V209H150ZM152 207H153V206H152ZM163 207H164V206H163ZM163 207H161V209H162ZM197 207H198V206H197ZM227 207H228V206H227ZM97 208H98V207H97ZM99 208H98V209H99ZM118 208H119V207H118ZM123 208H124V207H123ZM125 208H124V209H125ZM139 208H138V209H139ZM145 208H144V209H145ZM173 208H174V207H173ZM91 209H92V208H90V210H91ZM120 209H121V208H120ZM144 209H142V211H143ZM152 209H153V208H152ZM152 209H150V210H152ZM224 209H225V206H224ZM227 209H228V208H227ZM227 209H226V210H227ZM95 210H96V208H94L93 211H95ZM126 210H127V209H126ZM126 210H125V211L123 210V211H121L120 213H124V212H125V214L127 215L128 213H126ZM129 210H128V211H129ZM136 210H137V209H136ZM153 210H154V209H153ZM172 210H173V209H172ZM196 210H197V208H196ZM87 211H89V210H87ZM91 211H92V210H91ZM91 211H89V212H91ZM93 211H92V212H93ZM128 211H127V212H128ZM137 211H138V210H137ZM198 211H199V210H198ZM89 212H88V213H89ZM112 212H113V214H112ZM115 212H116V211H111V212H110L111 214L108 212V213H109V216L107 215L108 217H106V218L109 219V217H111L112 215L114 216V213H115ZM117 212H119V211H117ZM132 212H133V211H132ZM132 212H131V213H132ZM138 212L141 213L140 211H138ZM138 212H137V213H138ZM162 212H163V211H162ZM164 212H165V211H164ZM186 212H190V213L187 214ZM195 212H197V213H195ZM86 213H87V212H86ZM88 213H87V214H88ZM131 213H130V216H131ZM133 213H135V212H133ZM137 213H135V214H133V215H134V216H135V215H139V213H138V214H137ZM160 213H161V212H160ZM165 213H166V212H165ZM91 214H92V213H91ZM115 214H117V213H115ZM184 214H185V215H184ZM88 215H89V214H88ZM96 215H97V214H96ZM119 215H121V214H119ZM122 215H123V214H122ZM126 215H124V216H126ZM154 215H155V214H154ZM156 215H155V217H156ZM181 215H183V216L181 217ZM97 216H98V215H97ZM139 216H140V215H139ZM137 217H138V216H137ZM157 217H158V216H157ZM157 217H156V218H157ZM162 217H161V218H162ZM98 218H99V217H98ZM156 218H155V220H156ZM161 218H158L157 221H158L159 219H161ZM91 219H92V218H91ZM94 219L96 220L97 218H95V216H94ZM153 219H154V217H153ZM95 220H94V221H95ZM155 220H154V221H155ZM161 220H162V219H161ZM91 221L93 222V219H92ZM154 221H152V222H154ZM208 221H209V222H208ZM121 222H122V221H121ZM161 222H162V224H163V226H164V223H163L164 221H160V223H161ZM93 223H95V222H93ZM93 223H92V225H91V223H90L91 226H90L89 229H91V227L93 226ZM154 223L156 224L157 222L155 221ZM169 223H168V224H169ZM176 223H177L178 225H176ZM182 223H181V224H182ZM127 224H128V223H127ZM152 224H153V223H152ZM152 224H150V226H151ZM155 224H154V226H155ZM158 224H159V221H158ZM158 224H157V225H158ZM168 224H167V225H168ZM157 225H156V227H157ZM159 225H160V224H159ZM115 226H116V225H115ZM117 226H118V225H117ZM117 226H116V227H117ZM126 226H127V225H126ZM170 226H172V225H170ZM170 226L168 225L167 227L170 228ZM120 227L122 228V226H120V224H119V228H120ZM161 227H162V226H161ZM165 227H166V224H165ZM165 227H164V228H165ZM167 227H166L165 229H168ZM149 228H150V227H149ZM154 228H155V227H154ZM157 228H160V227H157ZM157 228H156V229H157ZM207 230H208V231H207ZM87 232H88V231H87ZM202 232H203V236L201 235ZM89 233L93 234L92 229L89 230ZM216 233H217V232H216ZM199 234H200V235H199ZM204 234H205V235H204ZM221 235H222V234H221ZM221 235H220V236H221ZM206 236H207V238H205ZM210 236H211V237H210ZM164 237H165V239H166V236H164ZM171 237H172V236H171ZM171 237H170V238H171ZM203 237H204V238H203ZM92 238H93V237H92ZM162 240H164V238H163ZM176 240H177V241H176ZM203 240H204V241H203ZM224 240H225V242L227 241V244L230 245L229 248L225 245L226 243L224 242ZM164 241H166V240H164ZM172 241H173V242L176 241L175 244H174ZM196 242H197V244H195ZM199 242H200V243H199ZM230 242H231V240H230ZM236 243H237V242H235V244H236ZM173 244H174V245H173ZM194 244H195V245H194ZM237 244H239V242H238ZM240 245H241V244H240ZM242 245H243V244H242ZM238 246H239V245H238ZM168 247H167V248H168ZM167 248H166V249H167ZM233 248L231 249L232 251H233ZM166 249H164V250H166ZM170 250H169V249H168V251L166 250L165 253H167V252H168V253L172 252V251H170ZM181 250H182V251H181ZM235 250H237V249H235ZM169 251H170V252H169ZM238 251H239V249H238ZM137 252H138V251H137ZM226 252H227L228 254H227ZM234 252L236 253V251H234ZM239 252H240V251H239ZM260 252H261V251H260ZM262 252H263V251H262ZM160 253L162 254L163 252H160ZM160 253H159V254H160ZM159 254H158V255H159ZM161 254H160V256H161ZM174 254H173V255H174ZM162 255L164 256L165 254L163 253ZM168 255H169V254H168ZM171 255H172V253H171ZM236 255H237V254H236ZM238 255L240 256L239 253H238ZM238 255H237V257H239ZM249 255H250V254H249ZM165 256H167V255H165ZM180 257H181L182 259H181ZM237 257H236V258H237ZM241 257H242V256H241ZM249 257H250V260L248 259ZM249 257L246 258L247 260H249V262H248L249 264H264V253H258V251H257L256 254H255V252H254V254L251 255V256H249ZM165 258H166V257H165ZM183 258H184V259H183ZM157 259H160V260H159L160 262H161V259H162V260H165V259L162 258V256H161V258L157 257L156 260H155L156 262H158ZM243 259H244V258H242V260H243ZM180 260H183V261L180 262ZM237 260H238V258H237ZM242 260H241V262L244 261V260H243V261H242ZM156 262H154V263L152 262V263L155 264ZM162 262H163V261H162ZM162 262H161V263H162ZM234 262H235V261H234ZM236 262H238V261H236ZM245 262H246V260H245ZM246 263H247V262H246ZM141 264H142V263H141ZM143 264H145V263H143ZM149 264H150V263H149ZM156 264H157V263H156ZM234 264H236V263H234ZM238 264H240V262H239ZM243 264H244V262H243Z\"/></svg>",
  "mask_w": 264,
  "mask_h": 264
}]
</instances>
